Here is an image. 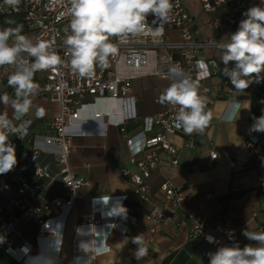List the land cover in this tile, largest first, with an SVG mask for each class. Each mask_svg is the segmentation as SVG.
Segmentation results:
<instances>
[{"label":"built area","instance_id":"1","mask_svg":"<svg viewBox=\"0 0 264 264\" xmlns=\"http://www.w3.org/2000/svg\"><path fill=\"white\" fill-rule=\"evenodd\" d=\"M202 10L212 15L210 24L218 28L222 20L235 32L239 22L244 19L243 13L254 5H259L261 0H199ZM173 9L167 21H158L151 14L148 16L150 25L143 33L128 35L122 38H112L118 51L110 56L103 66L97 64L92 78H81L74 73L68 63L70 57L63 41L66 38L65 29L70 21L69 0H21L18 8H13L0 0V16L20 14L23 17L22 33L35 40H43L51 44L52 49L60 55L64 63L55 70L38 71L35 75L43 73V83L35 97L47 99L58 105V112L49 122L50 134L44 137L32 136L30 128L33 120L24 116L22 121L14 120V125L21 126L22 139L10 135V141L15 145L17 164L13 170L0 174V178L15 186V192L6 197L0 204V238L7 240L9 246L6 252L17 261L27 255L33 246L20 237L18 226L36 222L39 229L36 241L40 246L39 255L42 264H75L74 260L66 263L59 262L60 242L63 239L65 225L75 206L78 190L89 186L85 177L77 175L70 166V150L72 137L67 133V127L73 121L93 120L103 115L110 117L111 124L117 126L120 135L124 138L130 153V162L136 171L130 172L127 168L121 169V174L132 185V198L134 203L146 204L151 201L152 194L147 180L152 170L160 168L162 164L161 153H167V165L173 167L178 164L177 148L170 140V136L181 133L185 137V146L195 148L197 138L201 134L187 135L182 128L175 127L174 118L178 107L166 104L165 109L156 115L143 118L141 128L129 131L127 126L136 120V98L132 83L140 77H158L171 83L168 68L171 64L179 65L186 73L197 81L200 94L208 92L204 83L210 79L218 69V62L214 58H206L203 51L217 43L209 40L202 42L197 39L191 29L193 17L184 4V0H171ZM170 30H178L179 40L169 36ZM203 61V67L200 62ZM13 68L5 66L0 68V83L7 80ZM34 75V76H35ZM257 86L264 85V81L254 82ZM165 87V88H166ZM164 88V89H165ZM163 89V91H164ZM162 91V93H163ZM264 96V93H262ZM159 97L156 102H159ZM108 105H112L108 108ZM107 107V108H106ZM41 107H38L39 109ZM203 134V133H202ZM25 142V147L20 143ZM252 154H259L261 143L259 138L253 137L246 143ZM41 153L53 155L56 173L51 174L49 165L39 162ZM206 164L212 167L218 159V154L211 150ZM56 178L61 180L62 193L52 198H45L44 193L49 184ZM264 185V180H262ZM160 190L162 201L153 205L144 214L149 235L144 237L151 253L150 245L155 234L168 224L177 225L175 217L180 209L182 214L190 221L188 237L202 239L208 242L207 236L214 238V246L220 238L229 235L233 227L228 224H217L214 231L196 216L191 208H182L185 192L181 186L175 185L169 178L164 177ZM212 196L207 195L210 199ZM129 195L120 197L110 216L104 213V207L93 204V213L98 218H90L76 226V235L73 239L74 253L79 250V233L83 230L98 229L103 227L108 236L112 230L123 234L130 232L129 225L137 222L134 215L124 216L120 203L124 206ZM264 214V199L261 200L259 210L254 217ZM264 219V218H262ZM107 220V221H105ZM250 232H264V222ZM107 237L102 239L97 246L95 254L105 253L109 246L105 244ZM56 241L58 244L54 243ZM247 245H254L245 237ZM147 255V256H148ZM145 256V257H147ZM91 262V261H90Z\"/></svg>","mask_w":264,"mask_h":264},{"label":"crops","instance_id":"2","mask_svg":"<svg viewBox=\"0 0 264 264\" xmlns=\"http://www.w3.org/2000/svg\"><path fill=\"white\" fill-rule=\"evenodd\" d=\"M185 6L189 10L186 4ZM207 15L208 21L201 25L197 24L192 15L191 29L197 39L202 42L211 40L214 43L223 39L227 42L232 30L225 24L223 15L218 14L222 20L218 28L210 27L212 15ZM18 26L23 27L22 15L0 16V31L15 29ZM205 28L210 31H205ZM169 36L176 41L180 39L178 30H170ZM203 55L218 62V69L204 83L208 92L202 94L207 97V110L212 113V118L203 134L197 138L195 148L185 146V137L181 133L170 136L177 148L178 164L168 166L169 155L161 153L160 168L152 170L147 180L152 194L150 202H133L132 185L122 176L121 169L127 168L130 172H135L136 168L130 162L129 149L120 135L119 128L111 124L110 117L103 115L93 120L73 121L67 127V133L72 137L70 166L77 175L88 179L89 186L79 189L76 195L75 206L68 217L59 245L60 263L74 260L75 264H209L210 252L233 243H238L243 248L247 245L243 232H250L257 228L260 222H264L261 217H254L261 200L264 199V133L249 132L253 117L264 114V85L257 86L253 82L243 94H238L224 75L222 51L217 46H211L203 51ZM34 80L41 85L44 80L43 73L35 75ZM166 85L167 82L158 77H140L133 81L138 117L128 124L129 131L139 130L144 117L156 115L165 109L166 103L156 102V98L160 97ZM4 94H7L10 100L15 98V90L8 85L7 80L0 83V95ZM32 101V107L25 115L33 120L30 134L47 136L51 133L48 122L57 114L58 105L35 96ZM234 103H238L241 109L239 117L230 120L227 117ZM38 107L44 110L43 117L36 116ZM111 107L113 108L108 105V108ZM0 112H7L9 118H13L10 107L0 104ZM253 137L260 140L262 148L259 154H252L246 146L247 141ZM25 146V142L20 143V147ZM211 150L218 154V159L212 167H208L206 160ZM39 162L48 164L51 174L56 173L52 154L41 153ZM164 177L183 188L185 197L181 203L182 208H191L212 232L219 223L230 224L233 227L231 238L226 235L214 246L202 239L189 238L190 221L179 209L175 217L177 225L168 224L155 234L150 245L151 253L137 261L134 258L136 246L131 243V238L139 234L143 237L149 235L144 214L153 205L161 203L160 185ZM14 192L15 186L0 178V204ZM61 193V180L56 178L49 184L44 197L52 198ZM125 194L129 195L124 205L127 215H134L138 219L135 224L129 225L130 232L123 234L112 230L107 236L103 227L83 230L78 235L79 250L74 253L76 226L87 219L99 217L93 213V204L102 205L104 213L110 216L117 201ZM207 195L212 197L208 199ZM38 229L36 222L18 226L20 237L33 246L22 261H17L6 252L9 242L0 238V264H42L39 249L48 246H40L37 243ZM105 237L109 250L96 255L95 250ZM54 243L58 244L56 241ZM51 263L50 260L47 261V264Z\"/></svg>","mask_w":264,"mask_h":264},{"label":"clouds","instance_id":"3","mask_svg":"<svg viewBox=\"0 0 264 264\" xmlns=\"http://www.w3.org/2000/svg\"><path fill=\"white\" fill-rule=\"evenodd\" d=\"M5 3L18 8L21 0H5ZM69 3L70 21L63 43L68 49L71 70L81 78H92L97 64L103 66L110 56L117 54L113 37L143 33L150 27L147 19L150 14L155 17L152 21L155 25L158 21H167L173 9L171 0H69ZM243 16L245 18L228 41L221 39L216 45L222 51L224 75L238 94H243L253 82L264 81V0L248 8ZM63 63L50 43L34 41L22 34L19 26L0 31V68H13L7 83L15 90L14 99L10 100L7 94L0 95V104L13 111L12 119L7 112H0V174L13 170L17 164L16 148L9 137H23L21 126L14 125L13 119L22 121L32 107V97L39 90L35 73L55 70ZM200 66L203 67V61ZM168 76L171 83L160 95V102L178 107L175 127L182 128L187 135L202 134L212 118V113L207 110V97L200 94L197 81L179 65L171 64ZM240 109V105L234 103L227 118L239 117ZM44 114L42 108L37 109V117ZM249 132L264 133V114L253 117ZM120 209L126 216L127 209L121 203ZM231 235L230 232L229 238ZM243 235L255 241V245L243 248L238 243L220 246L208 254L209 264H264V232L245 230ZM206 239L209 243L214 242L212 236ZM131 243L136 246L134 258L137 261L148 255L142 234L133 236Z\"/></svg>","mask_w":264,"mask_h":264},{"label":"rangeland","instance_id":"4","mask_svg":"<svg viewBox=\"0 0 264 264\" xmlns=\"http://www.w3.org/2000/svg\"><path fill=\"white\" fill-rule=\"evenodd\" d=\"M185 4L189 7L190 14L195 17V21L198 25L206 23L209 19L207 13H205L202 8L199 0H186ZM212 28V26H210ZM203 28H201L202 30ZM205 31H210L209 28H205ZM204 30V29H203ZM174 39L173 37H171Z\"/></svg>","mask_w":264,"mask_h":264},{"label":"water","instance_id":"5","mask_svg":"<svg viewBox=\"0 0 264 264\" xmlns=\"http://www.w3.org/2000/svg\"><path fill=\"white\" fill-rule=\"evenodd\" d=\"M261 218H264V214L261 215Z\"/></svg>","mask_w":264,"mask_h":264}]
</instances>
